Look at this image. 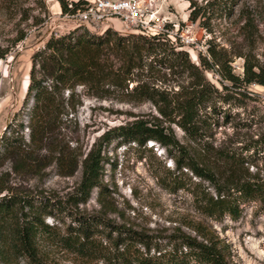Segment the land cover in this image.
Wrapping results in <instances>:
<instances>
[{
	"label": "rangeland",
	"instance_id": "1",
	"mask_svg": "<svg viewBox=\"0 0 264 264\" xmlns=\"http://www.w3.org/2000/svg\"><path fill=\"white\" fill-rule=\"evenodd\" d=\"M191 1L198 6H206L210 0ZM188 6L189 0L154 2L158 16L167 18L178 26L180 32L195 39V45L191 47H173L166 42L173 50L188 52L189 61L197 66V70L184 64H175L168 69L154 60L153 55L144 54L141 66L132 70L133 79L127 82V89L105 84L91 91L78 85L74 89V111L65 108L55 137L58 144L72 154L80 152L82 159L92 145L99 142L103 132L117 125L136 118L169 125L179 142L191 155H196L198 166L209 173L196 175L183 168L182 174H176L181 175L188 190L170 192L156 177L169 174L175 168L174 161L162 146L149 141L144 148L133 143H119L116 139L102 145L101 153L106 159L101 174L104 195L98 196L94 189L88 202L80 204L78 210L85 214H104L117 225L152 236L179 232L193 235L184 221L203 219L230 245L234 264H264V214L256 212L258 203L243 206L236 221L225 217L217 222L196 212L194 196L190 192L204 189L216 196V190L232 192L231 185L243 180L254 181L264 187V158L252 153L253 145L264 134V86L238 81L232 83L224 78L227 65L232 73L241 77L244 59L255 64L264 59V0H240L229 17L207 18L205 15L194 22L188 19ZM58 10V0H0V53H3L0 58V135L15 111L24 113L23 96L29 81L31 55L44 45L50 35H54L48 32L47 21L50 14ZM202 19L207 22L208 29L200 26ZM60 29L57 34L66 33L64 28ZM208 45L217 55L215 61L207 51ZM176 56L179 55L171 54L170 58ZM201 58H206L212 67L204 68L200 64ZM107 62L115 69L122 64V59L114 54ZM200 76L204 78L202 85L206 98L197 113L210 125L206 129L200 128L199 132L213 148L242 151L244 155L251 153L252 162L234 167L204 154L178 126L169 124V117L158 112V105L129 93L135 84L143 83L151 90L157 104L166 113L170 110L176 116L171 110L173 102L188 92H196ZM63 96L67 98V91ZM16 120L26 121V117L19 114ZM27 133V128H24V136ZM150 145L152 147L148 149ZM10 164L6 160L0 166V184L10 192L64 200L81 179L80 164L67 177L58 174L55 163L30 174H15ZM45 221L55 223L50 217H45ZM42 252L46 264H95L46 244Z\"/></svg>",
	"mask_w": 264,
	"mask_h": 264
},
{
	"label": "trees",
	"instance_id": "2",
	"mask_svg": "<svg viewBox=\"0 0 264 264\" xmlns=\"http://www.w3.org/2000/svg\"><path fill=\"white\" fill-rule=\"evenodd\" d=\"M72 1L74 4L75 1ZM239 1L210 0L206 6H198L189 0L188 19L194 22L205 15L207 18L229 17ZM58 2L61 13L69 10V0ZM200 26L208 29L204 19L200 21ZM207 51L215 61L217 55L210 45ZM114 54L122 59V64L115 69L107 62ZM144 54L153 55L154 60L168 69L175 64L198 69L189 61L188 52L173 50L159 36L120 34L110 28L90 33L83 27H74L66 33L50 35L44 45L33 52L29 81L23 96L24 113L15 111L0 135V166L8 160L13 173L30 174L55 163L58 174L67 177L80 164L81 179L64 200L10 192L9 188L0 184V193L3 192L0 195V264H46L42 252L45 244L95 264H234L230 245L203 219L184 221L193 235L179 232L152 236L122 224L117 225L104 214H85L78 210L80 204L88 202L94 189L98 196L104 195L101 174L106 159L101 153L102 145L116 139L119 143H133L144 148L149 141L162 146L174 161L175 168L169 174H158L156 177L170 192L188 190L181 175L176 174H182L183 168L196 175L209 173L198 166L196 155H191L187 147L179 142L169 125L163 126L159 121L136 118L117 125L103 132L99 142L92 145L82 159L80 152L72 154L58 144L55 133L62 114L66 107L74 111L76 105L75 87L80 85L95 91L108 84L127 89V82L133 79L132 70L141 66ZM171 54L179 56L173 59L170 58ZM2 56L3 53H0V58ZM200 64L207 69L212 67L206 58H201ZM242 71L240 77L232 73L227 65L224 78L232 83L238 81L264 86V59L256 64L244 59ZM203 80V76H200L197 81L200 86L196 92H188L173 102L171 110L176 116L170 110L166 113L143 83L135 84L129 93L158 105V112L169 117V124L178 126L186 137L200 146L204 154H210L216 160L234 167L252 162L251 153L244 155L242 151L213 148L199 132L200 128L206 129L210 125L197 113L206 98ZM64 91H67V98L63 96ZM19 114L26 117V121L16 120ZM24 128L28 131L26 136L23 134ZM151 147L148 146V149ZM252 153L264 158V134L253 145ZM231 187L232 192L216 190V196L204 189L191 190L196 212L203 218L217 222L225 217L236 221L242 214L243 206L258 203L256 212L264 214L263 186L243 180L233 183ZM45 217L52 218L55 223H47Z\"/></svg>",
	"mask_w": 264,
	"mask_h": 264
},
{
	"label": "built area",
	"instance_id": "3",
	"mask_svg": "<svg viewBox=\"0 0 264 264\" xmlns=\"http://www.w3.org/2000/svg\"><path fill=\"white\" fill-rule=\"evenodd\" d=\"M74 1L73 4L69 0L68 11L50 14L47 21L49 34L58 35L60 28L68 32L78 26L90 33H99L110 28L120 34L159 36L173 47L195 45L193 37L180 32L178 26L167 18L157 15L154 9L155 0ZM113 20L118 22V27L112 23Z\"/></svg>",
	"mask_w": 264,
	"mask_h": 264
},
{
	"label": "crops",
	"instance_id": "4",
	"mask_svg": "<svg viewBox=\"0 0 264 264\" xmlns=\"http://www.w3.org/2000/svg\"><path fill=\"white\" fill-rule=\"evenodd\" d=\"M51 1H52V0H51ZM53 1H54V0H53ZM59 11H60V10H58V11H56V12H54V13H59ZM112 23H114L115 27H118V26H119L118 22L115 21V20H113Z\"/></svg>",
	"mask_w": 264,
	"mask_h": 264
}]
</instances>
